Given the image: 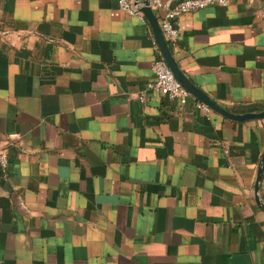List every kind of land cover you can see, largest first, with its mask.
I'll return each mask as SVG.
<instances>
[{
	"label": "crops",
	"instance_id": "0c3cea01",
	"mask_svg": "<svg viewBox=\"0 0 264 264\" xmlns=\"http://www.w3.org/2000/svg\"><path fill=\"white\" fill-rule=\"evenodd\" d=\"M173 21L197 87L264 109V0ZM154 38L118 0H0V264H264V117L140 100Z\"/></svg>",
	"mask_w": 264,
	"mask_h": 264
},
{
	"label": "built area",
	"instance_id": "2783aa9c",
	"mask_svg": "<svg viewBox=\"0 0 264 264\" xmlns=\"http://www.w3.org/2000/svg\"><path fill=\"white\" fill-rule=\"evenodd\" d=\"M232 0H118L121 8L130 14L144 16L140 10L142 6H149L158 18L162 33L166 40H174L178 35V30L174 25V18L186 11L204 8L206 6L221 5L227 6ZM153 47L156 51L151 68L153 78L146 82L144 88L138 93V98L144 100L146 91L164 92L170 100L177 99L180 104H184L190 91L183 87L175 78L171 69L164 61L157 42L154 38ZM195 107L206 116H209L212 108L204 101L195 97ZM8 156L4 149L0 148V167L6 168Z\"/></svg>",
	"mask_w": 264,
	"mask_h": 264
},
{
	"label": "water",
	"instance_id": "95a60500",
	"mask_svg": "<svg viewBox=\"0 0 264 264\" xmlns=\"http://www.w3.org/2000/svg\"><path fill=\"white\" fill-rule=\"evenodd\" d=\"M140 10L143 12L144 16L149 21L155 40L157 42V45L159 47L160 53L166 62V64L171 69L173 75L175 78L180 82V84L185 87L187 90L190 91L191 94H193L196 98L206 102L212 109L218 111L222 115L236 119V120H245L250 118H262L264 117V109L259 111H246L242 113H235L227 108L221 106L216 100L211 98L207 93H205L202 89L197 87L187 76L186 74L179 68L176 60L174 59V56L172 55L168 42L165 39L162 30L160 28L158 18L155 15V13L152 11V9L149 6H142ZM264 170V151L261 156L258 170H257V176H256V182H255V192H256V199H258V182L260 180L262 171Z\"/></svg>",
	"mask_w": 264,
	"mask_h": 264
}]
</instances>
